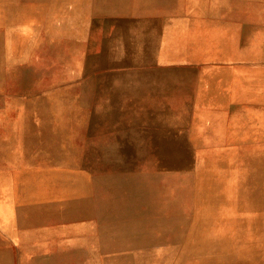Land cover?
Returning a JSON list of instances; mask_svg holds the SVG:
<instances>
[{
  "label": "rangeland",
  "instance_id": "374dc122",
  "mask_svg": "<svg viewBox=\"0 0 264 264\" xmlns=\"http://www.w3.org/2000/svg\"><path fill=\"white\" fill-rule=\"evenodd\" d=\"M170 28L180 63L163 67L196 84L211 75L213 96L184 81L174 90L169 74L163 92L99 103L106 74H127L120 85L156 79L150 61ZM17 93L42 111L38 128L26 127L29 113L13 120L20 151L43 139L44 171L29 180L52 196L91 185L132 195L102 210L114 218L100 225L99 255L68 254V264H264V0H0L4 105ZM12 138L0 130L4 153L18 151ZM11 180L0 170L2 214ZM7 241L0 264H21Z\"/></svg>",
  "mask_w": 264,
  "mask_h": 264
},
{
  "label": "crops",
  "instance_id": "0c3cea01",
  "mask_svg": "<svg viewBox=\"0 0 264 264\" xmlns=\"http://www.w3.org/2000/svg\"><path fill=\"white\" fill-rule=\"evenodd\" d=\"M158 33V48L161 57H158L157 62L150 61L151 64L161 66L158 70L156 69V81L148 79V74L144 73L141 76L145 78L134 79L141 81L139 85L138 83L120 85L114 82L117 81L115 77H125L127 74L122 73L113 76L106 74L108 79L102 83L97 94L99 103L114 106V103L119 101L124 106H129L131 101L123 98L134 96L135 91L139 89L141 96L146 98L149 97L147 95L149 91L151 94L153 89L157 93L163 92L165 90L164 82L169 78V74L172 88L177 91L180 89L179 81H184V79H181L180 75H177L178 73L163 67L165 63H180L177 52L175 56L177 59L175 60L172 51L169 52L172 49L170 42L179 38L178 31H173L170 28V30H162ZM110 77L114 78L110 79ZM184 87L189 90L193 89L194 92L201 90V94L209 99L213 96L211 75L209 74H204L203 80H198L197 84L195 81L191 83L185 78ZM194 92L192 94H195ZM14 96L13 102L16 104L10 107L4 105L6 96L0 95V130L12 129V141L14 143V140L18 141V151L14 150L13 153H4V145H7L8 142L3 139L0 141V149H2L0 151V170L10 174L12 185L11 187L7 186V190L15 194L11 201L8 204L5 203L3 207L9 210L3 214L0 212V241L8 240L4 246L11 249L21 264H43L47 260L52 262L57 256L66 257L62 264H68V254L80 258V261L95 253L99 255L97 242H99L100 225L111 222L103 221L105 218H114L113 213L102 210L106 209L104 208L106 206L110 208L108 203L114 201H123L130 205L133 200L131 192L119 191L120 188L112 185H91L80 186L86 190L75 192L74 195H67V187L60 186V189H63V195L52 196L51 185L35 184L34 180H29L30 177L35 178L37 170L41 171L45 167L35 163L36 160L43 162L46 160L43 139L31 136V155H29V148L27 149L28 152L20 151L21 139L17 129H14L15 126L18 127L19 125H15L13 120L18 118L17 121L19 122L20 113H29L24 119L28 123L26 127L38 128L41 121L38 113L42 111H37V108L31 105L20 106L21 96L18 93ZM114 97L116 98L114 99ZM21 109H26V111ZM123 111L131 112L130 109H123ZM8 133L10 132L8 131ZM28 141L27 144L29 145ZM48 152L47 160L51 164L53 156L50 150ZM133 198L136 199L137 197L133 196ZM128 214L131 213L128 212ZM8 218L10 219L8 220ZM0 247L3 246L0 244Z\"/></svg>",
  "mask_w": 264,
  "mask_h": 264
},
{
  "label": "bare ground",
  "instance_id": "6f19581e",
  "mask_svg": "<svg viewBox=\"0 0 264 264\" xmlns=\"http://www.w3.org/2000/svg\"><path fill=\"white\" fill-rule=\"evenodd\" d=\"M137 4V3H136ZM170 25V24H169ZM140 29V28H139ZM218 30V29H217ZM214 31V30H213ZM208 32H209V30H208ZM155 34V33H154ZM220 34V33H219ZM143 37V36H142ZM205 52V51H204ZM137 57V56H136ZM110 103H112V102H110ZM85 154V153H84ZM169 162H171V161H169ZM179 166V165H178ZM173 167V166H172ZM180 169V168H179ZM73 176V175H72ZM34 177V176H33ZM77 179V178H76ZM2 184V183H1ZM203 186V185H202ZM5 225V224H4ZM55 226V225H54ZM252 258H253V256H251ZM255 260V259H254Z\"/></svg>",
  "mask_w": 264,
  "mask_h": 264
}]
</instances>
